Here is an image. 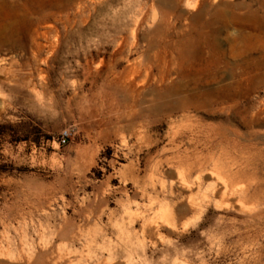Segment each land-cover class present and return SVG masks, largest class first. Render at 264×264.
Wrapping results in <instances>:
<instances>
[{
	"label": "rangeland",
	"instance_id": "1",
	"mask_svg": "<svg viewBox=\"0 0 264 264\" xmlns=\"http://www.w3.org/2000/svg\"><path fill=\"white\" fill-rule=\"evenodd\" d=\"M0 264H264V0H0Z\"/></svg>",
	"mask_w": 264,
	"mask_h": 264
},
{
	"label": "built area",
	"instance_id": "2",
	"mask_svg": "<svg viewBox=\"0 0 264 264\" xmlns=\"http://www.w3.org/2000/svg\"><path fill=\"white\" fill-rule=\"evenodd\" d=\"M67 138H69V135L67 133H65V135L62 136L61 145H66Z\"/></svg>",
	"mask_w": 264,
	"mask_h": 264
}]
</instances>
